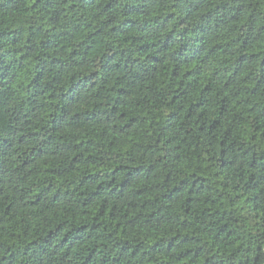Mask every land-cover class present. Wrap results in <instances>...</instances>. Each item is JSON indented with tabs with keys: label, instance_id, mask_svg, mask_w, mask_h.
Returning a JSON list of instances; mask_svg holds the SVG:
<instances>
[{
	"label": "trees",
	"instance_id": "obj_1",
	"mask_svg": "<svg viewBox=\"0 0 264 264\" xmlns=\"http://www.w3.org/2000/svg\"><path fill=\"white\" fill-rule=\"evenodd\" d=\"M0 264H264V0H0Z\"/></svg>",
	"mask_w": 264,
	"mask_h": 264
}]
</instances>
